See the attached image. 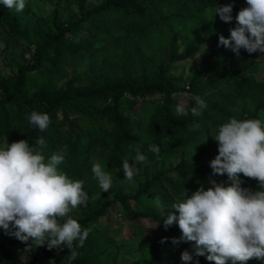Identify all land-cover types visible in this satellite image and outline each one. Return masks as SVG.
Instances as JSON below:
<instances>
[{"label":"trees","instance_id":"1","mask_svg":"<svg viewBox=\"0 0 264 264\" xmlns=\"http://www.w3.org/2000/svg\"><path fill=\"white\" fill-rule=\"evenodd\" d=\"M39 1L48 2L51 12L35 21L26 9L17 12L0 4V38L6 47L22 45L23 54L29 53L12 74L0 75V139L5 144L27 139L35 146L43 137L46 160L62 151L65 159L58 169L82 180L89 194L88 205L78 207L80 214L74 219L82 228L92 230L84 246L76 248L75 260H69L70 252L63 245L49 250L45 244L40 256L20 263L12 253L20 241L0 229V264H101L99 258H104L114 243L107 239L100 220L116 205L122 207L128 221L156 223L160 235L151 240V246L162 239L171 248L185 244L178 223L165 228L164 219L172 205L185 198L184 190L190 196L201 185L205 189L210 186V161L218 154L213 138L219 127L231 118L264 119V80L255 77L256 56L244 49L237 56L219 45L221 35L230 37L235 16L247 6L246 0H99L95 5L88 0ZM222 1L233 5V20L211 28L205 14ZM188 21L194 24L178 29ZM169 28L171 42L165 45ZM179 39L182 45L178 46ZM203 42L201 63L187 83L190 97L185 113L178 115L175 102L185 85L181 77L171 75V65L195 57ZM68 57L86 61L71 78L65 70ZM155 96L160 97L155 109L148 115L139 114V100ZM125 97L127 103L122 106ZM197 98L204 107L197 104ZM192 107H197L200 115L193 116ZM32 111L50 116L45 131L28 122ZM197 124L199 129L194 130ZM103 125L112 130L109 141H105ZM209 125L213 130L207 131L189 160L180 158L160 166L162 159L187 146ZM101 143L107 151L101 165L110 174L123 171L124 160L133 163V146L137 144L148 157L147 163L137 167L155 165L157 169L136 182L128 194L117 191L108 198L111 189L102 192L92 172L91 155ZM153 144L159 146L158 154L149 151ZM211 178L225 186L231 183L226 174ZM240 178L243 187L257 190L256 180L242 174ZM156 196L164 205L163 214L152 203ZM173 238L179 242L174 244ZM207 255L194 254V264H214ZM249 263L264 264V260Z\"/></svg>","mask_w":264,"mask_h":264},{"label":"clouds","instance_id":"2","mask_svg":"<svg viewBox=\"0 0 264 264\" xmlns=\"http://www.w3.org/2000/svg\"><path fill=\"white\" fill-rule=\"evenodd\" d=\"M0 4L22 12L26 0H0ZM246 5L236 14V26L230 29V37L221 35L219 45L231 49L237 56L241 49L250 54L257 51L264 54V0H246ZM232 12L233 5L229 3L217 5L215 14H219L223 22L230 23ZM197 104L204 107V102L198 98ZM175 110L182 115L186 109L180 103ZM191 114L198 116L200 111L192 107ZM28 122L43 132L50 124V116L32 111ZM193 128L199 129V125ZM213 139L218 144V154L210 161V186L205 189L201 185L190 196L184 190L185 198L172 205L173 210L164 219V226L178 223L182 233L180 240L194 242L195 255L207 253V259L214 264L264 260V119L231 118L219 127ZM45 143L41 137L35 146L27 139L0 146V229L28 248L46 244L51 250L63 245L70 252L69 260H75L76 248L84 246L92 229L82 228L70 213L78 207H86L89 194L82 180H74L58 169L65 159L62 151L45 159L42 154ZM133 147L136 153L133 163L122 162L127 180L138 174L140 167L137 165L148 162L142 146ZM149 151L158 154L160 149L153 144ZM92 172L102 192H108L112 187V175L99 162L93 163ZM225 174L231 181L228 186L211 178ZM241 174L256 180L257 190L243 187ZM152 203L164 213L160 196ZM172 242L179 241L173 238ZM181 259L189 262L193 256L184 251Z\"/></svg>","mask_w":264,"mask_h":264},{"label":"rangeland","instance_id":"3","mask_svg":"<svg viewBox=\"0 0 264 264\" xmlns=\"http://www.w3.org/2000/svg\"><path fill=\"white\" fill-rule=\"evenodd\" d=\"M87 2L91 5H95L99 2V0H88ZM225 4H228V2L222 1L218 5ZM25 9L26 13H28L31 18H34L33 21L39 17H45L51 12L50 4L39 0H26ZM70 9L75 12L76 8L72 6ZM215 11L216 8L211 11H207L205 14L206 22L211 26V28H215L214 26L224 23L220 19L219 14H215ZM193 24V21L184 22L178 25V29L186 30ZM167 32L168 35L163 39V44L165 45H168L171 42V36L169 37V35L171 34L172 29L169 28ZM177 44L178 46L179 44L182 45L180 39L179 42L177 41ZM205 46L206 44L203 42L202 49L195 57L171 65V75L181 77L182 84L185 85L184 89L181 90L180 94L177 96L175 107L180 103H183L184 106L187 105V98L190 97L189 93H187V83L190 82L191 78L195 75L199 68L202 60V51ZM23 49L24 47L22 45L17 46L15 49H10L5 46V42L0 38V75L8 76L12 74L21 61L28 58L29 53L23 54ZM253 54L256 56L257 66L255 77L257 80H264V54H261L259 51ZM167 55L168 53L165 51L166 59ZM9 57H12V60H9ZM85 65L86 61L79 63L76 59L68 57L65 61V70L69 73V78H71L74 76V73L81 71ZM139 101L142 111L139 114L145 113L148 115L155 109L156 104L160 101V97L155 96ZM121 102L122 106H125L127 103L126 97L123 98ZM103 126L105 129V141H109L112 130L109 126ZM75 130L78 131L79 128L75 127ZM210 130H213L211 125L208 126V130H202L200 134L192 139L187 146H184L176 153L169 155L167 158L162 159L160 166L166 167L175 163L180 158L189 160L200 140H202L203 137L207 135V131ZM3 145H5V142L3 139H0V146ZM103 146L104 143H101L98 147H96L94 153H92L91 159L93 163L99 162L102 164L104 162L107 151ZM156 169L155 165L140 167V171L133 177L132 180L125 179L126 177L124 171L112 173L113 182L108 198H110L117 191L121 194H128L130 190L135 187L136 182L143 180L146 175H150ZM130 206L134 207L132 204H130ZM147 209L151 210L152 208L147 207ZM79 214V208L74 209L72 213H70L72 218H75ZM100 224L107 232V239L114 243L112 250L107 253L104 258H99L102 260L101 264H160L161 260H167L169 261V264L195 263L194 242H184L185 244L177 246L180 247L178 255L175 254V249L177 247L174 248L173 246V248H171L166 243H162L160 240L154 241V245L151 246V240L157 239L155 237L160 235V231L158 230L156 223H153L152 225L142 221H128L124 217L122 207L120 205H116L113 209L108 211V213L100 220ZM139 232H142V235L144 236L140 235ZM28 243L31 244V241ZM44 246L28 248L25 243L20 241L14 247L12 253L20 263H27L34 256H40ZM184 251H188L192 254L193 259L191 261L185 262L181 259ZM251 261L252 259L247 261V264H250L249 262ZM257 262L262 263V260L257 259Z\"/></svg>","mask_w":264,"mask_h":264}]
</instances>
